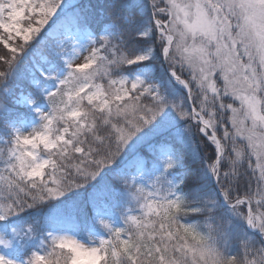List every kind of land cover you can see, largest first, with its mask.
Instances as JSON below:
<instances>
[{
	"label": "snow or ice",
	"instance_id": "1",
	"mask_svg": "<svg viewBox=\"0 0 264 264\" xmlns=\"http://www.w3.org/2000/svg\"><path fill=\"white\" fill-rule=\"evenodd\" d=\"M0 264H264V0H0Z\"/></svg>",
	"mask_w": 264,
	"mask_h": 264
},
{
	"label": "rangeland",
	"instance_id": "2",
	"mask_svg": "<svg viewBox=\"0 0 264 264\" xmlns=\"http://www.w3.org/2000/svg\"><path fill=\"white\" fill-rule=\"evenodd\" d=\"M118 222V221H117Z\"/></svg>",
	"mask_w": 264,
	"mask_h": 264
}]
</instances>
